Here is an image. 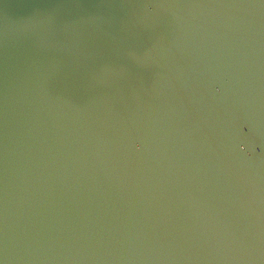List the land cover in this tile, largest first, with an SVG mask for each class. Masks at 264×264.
<instances>
[{
	"label": "water",
	"instance_id": "95a60500",
	"mask_svg": "<svg viewBox=\"0 0 264 264\" xmlns=\"http://www.w3.org/2000/svg\"><path fill=\"white\" fill-rule=\"evenodd\" d=\"M0 264H264V0H0Z\"/></svg>",
	"mask_w": 264,
	"mask_h": 264
}]
</instances>
